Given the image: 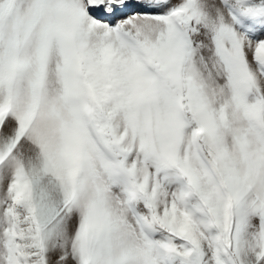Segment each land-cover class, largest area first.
Segmentation results:
<instances>
[{
    "label": "snow or ice",
    "instance_id": "obj_1",
    "mask_svg": "<svg viewBox=\"0 0 264 264\" xmlns=\"http://www.w3.org/2000/svg\"><path fill=\"white\" fill-rule=\"evenodd\" d=\"M0 264H264V0H0Z\"/></svg>",
    "mask_w": 264,
    "mask_h": 264
}]
</instances>
